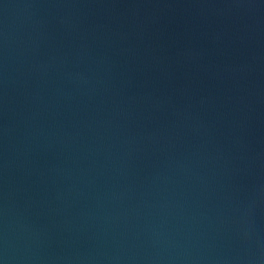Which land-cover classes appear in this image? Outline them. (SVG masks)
I'll use <instances>...</instances> for the list:
<instances>
[{"label":"water","instance_id":"1","mask_svg":"<svg viewBox=\"0 0 264 264\" xmlns=\"http://www.w3.org/2000/svg\"><path fill=\"white\" fill-rule=\"evenodd\" d=\"M0 264H264V0H0Z\"/></svg>","mask_w":264,"mask_h":264}]
</instances>
